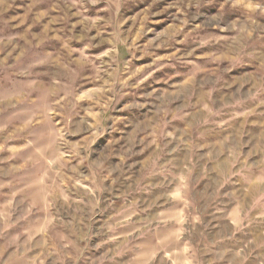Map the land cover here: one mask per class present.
<instances>
[{
    "label": "rangeland",
    "instance_id": "374dc122",
    "mask_svg": "<svg viewBox=\"0 0 264 264\" xmlns=\"http://www.w3.org/2000/svg\"><path fill=\"white\" fill-rule=\"evenodd\" d=\"M263 116L264 0H0V205L44 228L42 264H134L170 243L200 262L214 207L192 197L195 171L213 175L199 135L243 137ZM257 149L238 148L239 174L264 185ZM165 180L188 192L151 204Z\"/></svg>",
    "mask_w": 264,
    "mask_h": 264
},
{
    "label": "crops",
    "instance_id": "0c3cea01",
    "mask_svg": "<svg viewBox=\"0 0 264 264\" xmlns=\"http://www.w3.org/2000/svg\"><path fill=\"white\" fill-rule=\"evenodd\" d=\"M198 143L199 146L204 147L199 153L204 157L200 159V165H209L206 172L213 173V175L201 180L203 169L195 171L198 179L192 182L194 185L198 183L199 185L194 189L192 197L197 202L214 207L208 212L209 219L213 220L211 235L213 242L209 245H195L201 259L200 262L202 264H264V239L261 238L263 225L260 222L264 221V205L261 199L255 203L251 202V196L259 197L264 185L258 181L246 180L243 173L239 174L246 163L242 161L238 165L237 153L243 143L254 144L256 150L259 148L260 151L261 146L264 145V127L262 130L253 127L251 133L243 137L237 130L228 133L201 132ZM207 148L212 150V155H205ZM223 149L228 150L224 157L221 154ZM193 157L194 153H190L188 149H182L179 154L172 155L168 163L175 165L178 169H183L187 163L188 166H192ZM189 171L190 168L187 171L188 174ZM223 172H229L230 178L223 179ZM152 185L153 188L148 190L151 204L162 200L167 203L173 190H180L184 187L185 192H188L189 188L186 181L181 183V180L156 181ZM180 198L191 202V198L187 200L186 196ZM7 210L9 213L5 214ZM13 211V204L5 205L3 208L0 205V264H9L11 259L19 260L20 264H29L27 259L29 260L31 253L35 252L33 250L35 248L37 252L38 250L40 252L36 264H42L41 261L45 259L46 252L44 228H39L37 231L32 229L30 232V229L25 230V225L20 222V216L12 214ZM38 222L39 220H36L33 224ZM252 236H254L253 239H251ZM41 247L42 250H40ZM154 248L146 256L136 257L137 261L132 262L134 264H160V262L200 264L199 261L188 260L189 245L170 243L164 248L158 245ZM30 250L33 251L30 253Z\"/></svg>",
    "mask_w": 264,
    "mask_h": 264
}]
</instances>
